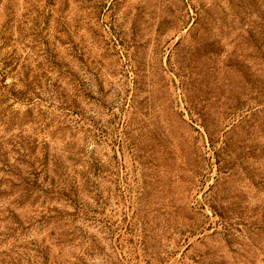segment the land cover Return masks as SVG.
Wrapping results in <instances>:
<instances>
[{
    "label": "rangeland",
    "instance_id": "obj_1",
    "mask_svg": "<svg viewBox=\"0 0 264 264\" xmlns=\"http://www.w3.org/2000/svg\"><path fill=\"white\" fill-rule=\"evenodd\" d=\"M4 63L0 264H264V0H0Z\"/></svg>",
    "mask_w": 264,
    "mask_h": 264
},
{
    "label": "trees",
    "instance_id": "obj_2",
    "mask_svg": "<svg viewBox=\"0 0 264 264\" xmlns=\"http://www.w3.org/2000/svg\"><path fill=\"white\" fill-rule=\"evenodd\" d=\"M7 66L8 65L6 63H4L3 66L0 68V83H2L4 81L5 75L7 73V70H6ZM11 91H12V94L16 93L14 89H12ZM20 93L21 92H19L18 94H20ZM37 174H36L35 178H32V179H30V178H21V176H19L20 177V180H19L20 182L19 183L12 182V184H11L12 188L14 189V187H16V188L20 187L22 189V191H23V196H26V197L31 196L30 193H33L34 189L36 188L37 181H38V176L39 175H37ZM40 193L42 195H47L48 191L40 189ZM5 195H7V192L0 185V197H4ZM10 213H11L10 214L11 217L18 221L17 215L13 211H10ZM214 213H218V212H216L214 210Z\"/></svg>",
    "mask_w": 264,
    "mask_h": 264
}]
</instances>
